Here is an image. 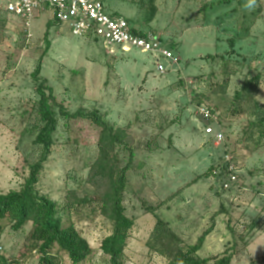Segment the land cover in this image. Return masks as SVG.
I'll list each match as a JSON object with an SVG mask.
<instances>
[{"label":"rangeland","instance_id":"obj_1","mask_svg":"<svg viewBox=\"0 0 264 264\" xmlns=\"http://www.w3.org/2000/svg\"><path fill=\"white\" fill-rule=\"evenodd\" d=\"M10 1L0 0V193L20 189L41 152L34 143L39 83L32 75L41 63V77L68 112L96 109L128 132L135 157L123 203L135 226L124 264H168L150 244L158 218L180 238L173 247L188 248L208 232L197 256L210 264L230 252L231 264H264V0H104L109 12L160 36L174 53L160 58L161 73L154 54H110L66 23L53 25L45 53L54 11L37 12L30 35L9 12ZM248 81L251 93L236 97ZM201 102L213 110L211 125L224 133L221 141L206 132ZM58 121L36 188L61 203L69 192L90 196L89 204L66 210L63 221L74 222L94 249L82 264H110L100 244L112 224L98 210L101 190L88 181L101 128L61 114ZM127 156L120 151L123 165ZM217 165L236 175L229 189H222L224 178L205 177ZM32 228L31 221L15 230L1 220L0 256L39 264L40 255L29 249ZM61 264H72L65 253Z\"/></svg>","mask_w":264,"mask_h":264},{"label":"trees","instance_id":"obj_2","mask_svg":"<svg viewBox=\"0 0 264 264\" xmlns=\"http://www.w3.org/2000/svg\"><path fill=\"white\" fill-rule=\"evenodd\" d=\"M45 33V49L51 44L49 40L50 30L54 24H62L55 17L47 22ZM135 27V26H134ZM135 29L140 30L135 27ZM143 30H140L142 33ZM234 46V42H232ZM41 63L33 72V78L37 81L38 115L41 126L34 143L41 148L38 159L29 164V174L20 189H12L0 193V221L8 219L13 229L20 230L29 221L33 222L29 238L34 252L40 255L39 264H61V254L65 253L71 259L72 264H82L92 255L94 249L90 246L87 238L78 231L74 222L67 225L63 221V214L73 212L75 207L90 203V196L79 198L76 192H69L68 201L61 203L49 196L40 194L36 186L40 175L48 161L52 146L55 143L54 134L58 130V114L66 119H86L101 128L98 141L99 153L90 167L89 183L95 190L100 191L99 213L112 224V231L101 241L100 247L104 254L110 257V264H124L123 256L127 247L130 233L135 226V220L126 215L124 195L127 191L128 173L133 168L135 153L128 145V132L125 128L115 127L100 113L93 110L86 113L79 109L74 114L68 112L61 103H58L53 87L48 85L46 79L41 77ZM252 81L246 82L243 91L237 92L236 97L251 93ZM203 100V99H202ZM201 100L199 99L198 102ZM202 103V102H201ZM128 151V162L123 165L120 151ZM219 165L211 166L205 177H222L229 172L228 166H223L220 173L217 172ZM224 190V189H223ZM212 229V228H211ZM210 231V230H208ZM204 233L195 245L185 248L181 242L175 243L180 238L175 232L167 227V224L158 218L155 231L150 242L152 248L159 250L169 259L168 264H210V258H199L197 253L204 245ZM166 239H172L166 243ZM175 240L176 242H174ZM167 245V247H166ZM233 253H225L222 257H215L212 264H231ZM0 264H12L4 255L0 256ZM20 264V263H18Z\"/></svg>","mask_w":264,"mask_h":264},{"label":"built area","instance_id":"obj_3","mask_svg":"<svg viewBox=\"0 0 264 264\" xmlns=\"http://www.w3.org/2000/svg\"><path fill=\"white\" fill-rule=\"evenodd\" d=\"M7 8L22 20L26 32L30 35L31 22L36 13L50 8L54 11L53 17L60 23L68 24L73 34L96 38L102 42V48L110 54H116L117 49L124 53L135 49L154 54L157 58L155 65L160 73L163 71L160 58L172 59L174 56L160 36L151 31L140 33L125 16L109 12L104 0H12ZM197 109L206 122V132L213 134L215 140L221 141L224 133L218 132L211 125L215 121L213 110L206 103H200ZM228 169L229 172L224 175L222 189H229L236 183V175L232 169ZM221 171L217 170L218 173Z\"/></svg>","mask_w":264,"mask_h":264},{"label":"crops","instance_id":"obj_4","mask_svg":"<svg viewBox=\"0 0 264 264\" xmlns=\"http://www.w3.org/2000/svg\"><path fill=\"white\" fill-rule=\"evenodd\" d=\"M149 24H150L151 29H154V28L152 27L153 22H152V23H149Z\"/></svg>","mask_w":264,"mask_h":264}]
</instances>
